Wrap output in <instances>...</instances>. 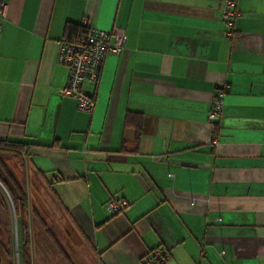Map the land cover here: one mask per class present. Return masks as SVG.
I'll use <instances>...</instances> for the list:
<instances>
[{
	"label": "crops",
	"instance_id": "1",
	"mask_svg": "<svg viewBox=\"0 0 264 264\" xmlns=\"http://www.w3.org/2000/svg\"><path fill=\"white\" fill-rule=\"evenodd\" d=\"M4 1L0 138L28 142L9 168L63 241L35 242L34 264H144L159 246L164 264H264V0H237L231 36L223 0ZM67 24L126 38L82 84L90 112L58 92Z\"/></svg>",
	"mask_w": 264,
	"mask_h": 264
},
{
	"label": "built area",
	"instance_id": "2",
	"mask_svg": "<svg viewBox=\"0 0 264 264\" xmlns=\"http://www.w3.org/2000/svg\"><path fill=\"white\" fill-rule=\"evenodd\" d=\"M237 0H223L220 18L224 25L226 36H231L234 19L239 14L236 9ZM7 3L0 0V30L6 18ZM126 38L118 28L111 26L107 30L90 27L83 34H70L58 42L57 61L67 68V82L59 89L61 97L72 98L76 108L90 112L93 108V98L82 91L84 82H96L99 79L102 63L108 52L118 55L125 47ZM222 85L214 92L212 108L208 113L210 120L216 119L223 105V98L228 89ZM128 207L123 199L110 198L105 202V208L112 214H117ZM168 258L164 247H156L144 256V264H164Z\"/></svg>",
	"mask_w": 264,
	"mask_h": 264
},
{
	"label": "rangeland",
	"instance_id": "3",
	"mask_svg": "<svg viewBox=\"0 0 264 264\" xmlns=\"http://www.w3.org/2000/svg\"><path fill=\"white\" fill-rule=\"evenodd\" d=\"M9 161L12 162L14 160L10 159ZM11 162H9V164ZM15 162L18 163V165L22 167L24 171L25 165L22 159L16 160ZM29 200L31 202L32 198H30ZM30 208L31 207H29L28 202H27V212L22 217V222L24 226L23 227L24 241H25V244H27L30 264H34L36 263V259L34 257V248H33V244L35 242H36V245L40 244V248H43L45 245L48 248L49 247L52 248L51 250L56 248L58 252L59 250L61 252V247H63L62 245L63 241L61 240L62 239L61 235L55 233L54 236L55 238H57V242L59 244L58 243H56V245L53 244L54 246H56L54 247L50 243V241H48L49 238L47 236L48 234L46 233V227L49 225H45V223H43L45 219L41 220L39 217L33 216V213L31 212ZM18 220L19 218H17V222H18V225H20ZM17 222H16V214H15L11 199L9 195L7 194L6 190L4 189L3 185L0 184V261H1V264H18V257H20V255L19 253L16 252V248L20 245V241H18L19 240L18 233H20V230H19V227L17 226ZM39 250L41 252H44L42 249H39ZM53 260H54V264H61L60 257L58 258L57 255L53 257Z\"/></svg>",
	"mask_w": 264,
	"mask_h": 264
},
{
	"label": "trees",
	"instance_id": "4",
	"mask_svg": "<svg viewBox=\"0 0 264 264\" xmlns=\"http://www.w3.org/2000/svg\"><path fill=\"white\" fill-rule=\"evenodd\" d=\"M87 29V27L77 24H67L66 26V30L68 31L67 35L83 34L87 31ZM138 134L139 132L137 131L136 135ZM27 146L28 142L23 140H9L7 138H0V184L3 185L10 197L16 214V222L17 218H19L18 221L20 224L18 225L17 222V226L20 230V233H18V241H20V245L16 248V252L20 255V257H18V264H30L27 244H25L24 241V226L22 222V217L27 212V197L23 188V182L17 181L9 168L8 160H20L21 155Z\"/></svg>",
	"mask_w": 264,
	"mask_h": 264
}]
</instances>
